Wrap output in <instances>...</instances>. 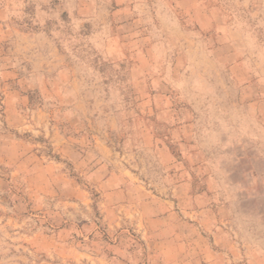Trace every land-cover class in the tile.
<instances>
[{
    "label": "rangeland",
    "instance_id": "374dc122",
    "mask_svg": "<svg viewBox=\"0 0 264 264\" xmlns=\"http://www.w3.org/2000/svg\"><path fill=\"white\" fill-rule=\"evenodd\" d=\"M0 264H264V0H0Z\"/></svg>",
    "mask_w": 264,
    "mask_h": 264
}]
</instances>
